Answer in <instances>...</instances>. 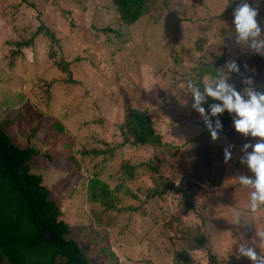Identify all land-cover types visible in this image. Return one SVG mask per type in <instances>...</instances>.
Returning <instances> with one entry per match:
<instances>
[{
    "label": "rangeland",
    "instance_id": "obj_1",
    "mask_svg": "<svg viewBox=\"0 0 264 264\" xmlns=\"http://www.w3.org/2000/svg\"><path fill=\"white\" fill-rule=\"evenodd\" d=\"M240 3L170 0L167 10L152 5L149 14L125 25L112 0H0V119L18 117L13 138L40 150L31 170L43 176L91 264H105L108 258L91 251L90 241L83 243L86 230L96 229L92 211H101L89 204L86 184L101 171L99 179L110 189L121 184V192L136 196H122L119 205L138 211L121 214L103 234L120 264H174L176 252L188 253L181 264H250L234 251L245 241L264 252V241L256 235L264 231V209L247 211L250 189L238 182L240 175H251L240 163L251 147L239 145L258 138L236 132L233 115L225 111L210 117L229 122L212 140L187 87L192 83L203 93L205 82L224 79L242 95L249 89L264 92V54L253 51L251 41L222 35L234 26L233 9ZM250 3L261 9L264 27V4ZM41 25L56 34L76 81L62 80L48 55L49 37L35 35ZM30 38V45L19 46ZM257 40H264V32ZM223 52L224 66L214 69ZM232 62L238 71L229 68ZM215 103L205 97L206 115ZM130 107L148 110L164 147L120 145L119 126ZM55 120L73 137L79 170H68L56 129L45 131ZM36 123L41 126L34 131ZM108 147L115 148L111 156L81 154ZM224 149L231 153L227 162ZM172 182L166 195H155ZM182 191L193 210H185ZM237 213L243 228L232 223ZM78 227L86 230L79 234ZM197 228L203 245L193 250L185 237L194 238Z\"/></svg>",
    "mask_w": 264,
    "mask_h": 264
},
{
    "label": "trees",
    "instance_id": "obj_2",
    "mask_svg": "<svg viewBox=\"0 0 264 264\" xmlns=\"http://www.w3.org/2000/svg\"><path fill=\"white\" fill-rule=\"evenodd\" d=\"M169 1L112 0V3L116 7L120 22L125 25H133L143 16L149 14L152 5L155 6L159 3L162 7L164 6V10H167ZM102 31H110V29L104 28ZM111 31L114 30L111 29ZM42 32L50 39L51 47L48 55L53 60L55 68L63 74L62 80L76 81L72 77L71 62L65 59L56 34L47 26L41 25L35 35ZM115 32L118 36L120 35L119 31ZM222 35L225 37L236 35L234 26L224 29ZM34 38H30L19 46L30 45ZM225 60L226 55L223 52L218 61L212 64L213 68L224 66ZM18 116L20 117L21 114ZM17 120L16 116L0 119V264H91L88 251L85 252L74 234L75 228L73 229L62 219L63 212L56 201L51 198L50 190L43 183V176L31 170L30 163L34 156L40 153V150L30 145L27 140L25 145H21L13 138L12 125ZM227 123V120L223 122L222 127ZM40 126L39 123H36L33 130H38ZM50 127L56 129L59 137L57 140H60V155L65 157L68 170H79L80 163L73 150V137L69 136L70 134L65 131L59 120H55L51 126L46 127L47 133ZM119 130L122 136L121 146H165L145 107L128 108ZM114 150L115 148L109 147L91 151L83 150L81 154L83 156L90 154L111 156ZM101 172L94 173V176L86 184L89 204L97 205L101 210L98 213L92 211L96 220V229L90 227L89 230H86L84 227H78L76 231L79 234L82 231H87L83 235V243L90 241V250L98 251L99 257L104 255L103 258H105V255L108 254L105 264H120L103 234L121 214L128 212L135 214L138 211L137 208L130 206H120L122 196L130 197L131 195L132 198H136V196L131 191L121 192V184L110 189L105 181L99 179ZM131 174L129 172V176ZM172 188H174L173 182L167 183L155 195H160V197L166 195ZM186 193L182 191L183 204L186 207L185 210L190 211L194 206ZM108 216L112 221L107 220ZM201 236L199 228L195 229L194 238L186 233L187 245L193 250H198L203 245ZM174 254L177 255L174 264H181L188 259L187 252Z\"/></svg>",
    "mask_w": 264,
    "mask_h": 264
},
{
    "label": "clouds",
    "instance_id": "obj_3",
    "mask_svg": "<svg viewBox=\"0 0 264 264\" xmlns=\"http://www.w3.org/2000/svg\"><path fill=\"white\" fill-rule=\"evenodd\" d=\"M264 4V0H257ZM261 9L253 7L250 0H241V3L233 9L232 23L238 42L251 41V48L257 54H264V40H257L264 32L260 20ZM231 70L238 71L235 62L228 65ZM191 90L193 104L192 107L204 117V124L210 133L211 139L218 138V130L222 129V123L216 119L215 122L210 117H217L227 111L233 115L234 130L245 137L258 138L255 144H245L244 149L251 147L250 152H245L240 163L246 165L251 175H240L238 182L241 186L250 189V197L247 211L255 214L264 209V92L249 89L243 95L228 84L224 79L207 81L204 83V91L201 93L194 84L188 83ZM211 97L219 103L210 107V116L205 114V109L201 106L205 97ZM231 147V146H229ZM231 157L228 149H224V158L227 162ZM233 225L243 228L240 214H235ZM257 238L264 241V231L258 232ZM259 245L247 241L239 243L235 247L239 257L247 258L250 264H264V252L257 251Z\"/></svg>",
    "mask_w": 264,
    "mask_h": 264
},
{
    "label": "crops",
    "instance_id": "obj_4",
    "mask_svg": "<svg viewBox=\"0 0 264 264\" xmlns=\"http://www.w3.org/2000/svg\"><path fill=\"white\" fill-rule=\"evenodd\" d=\"M228 115L231 116V114H228ZM228 123H229V122H228ZM228 123H227V124H228ZM226 126H227V125H226ZM237 147H238V145H237ZM239 147H240L241 149H244L243 145H242L243 148L241 147V145H239Z\"/></svg>",
    "mask_w": 264,
    "mask_h": 264
}]
</instances>
